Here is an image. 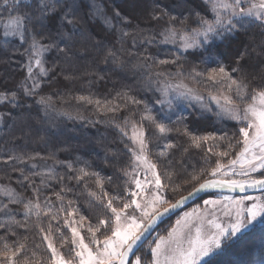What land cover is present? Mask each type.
<instances>
[{"label":"trees","instance_id":"obj_1","mask_svg":"<svg viewBox=\"0 0 264 264\" xmlns=\"http://www.w3.org/2000/svg\"><path fill=\"white\" fill-rule=\"evenodd\" d=\"M129 1L97 0L112 21V29L107 28L97 15H93L90 4L83 0L76 17L77 27H62L61 30L66 33L63 38L57 34L55 21L50 25V30L44 31L43 36H37L41 45L54 43L57 47L46 51V77L33 91V95H27L24 89H28L31 84L29 62L35 51L40 49L30 47L35 32L28 25L24 40L20 36L6 38L0 27V97H7L0 99V185L15 190V195L25 202L34 199L36 193L33 189L39 188L41 207H45L47 200L53 211L61 204L55 193L64 197L65 205L72 201V208L79 209L73 218L78 219L79 215L87 218L85 227L81 228L85 242L88 241L86 226L89 223L95 225L97 218L105 215L100 200L91 194L95 193L96 197L104 200L116 195L127 196L128 175L133 165L129 125L135 123L144 130L150 158L157 165L162 182L167 185L166 189L176 188L180 191H176L178 195L175 199L173 197L174 200L191 190L192 185L187 181L192 175L206 168H214L218 161L227 164L235 158L233 153L239 150L235 145L236 139L240 138L239 125H215L213 120L193 113L181 121L166 124L171 129V146L163 155H159L154 150L153 134L156 127L147 119L142 120L147 113L145 104L149 108L160 101L156 90L159 84L174 73L200 71L207 57L221 60L228 70L242 67L253 86L264 84V35L261 39L259 34L262 32L259 29L256 31L252 27L253 31L249 30L251 35L249 32L239 33L237 38L226 41V44L182 53L164 45L162 35L168 28L183 33L199 29V18H210L202 1L136 0L139 5L128 7ZM11 2L9 0V4ZM23 3L30 4L31 0H23ZM160 9L184 21L183 25L169 24L166 19H154L153 16H160ZM116 12L120 13L119 17L115 16ZM17 14L0 0V24ZM248 35L252 41L246 48L244 41L241 42ZM229 45H233L235 50L231 51ZM224 49L228 53L223 54L221 51ZM244 52L248 61L256 62L257 65L243 61L244 56L241 59V55ZM238 57L240 61L232 62ZM161 60L175 63L162 65ZM82 96L101 101V106L98 108L95 103L81 101L79 97ZM41 97L48 103H37ZM131 98L143 103L133 104ZM105 103L108 107H118V110H101ZM121 128L128 134L125 135ZM221 132L225 136L223 145L215 142L214 145H208L206 141H201L200 147H196L191 139L193 136H217ZM229 141L234 145L231 150L228 148ZM220 152H229V156L221 158L215 155ZM49 165L52 166L50 174L41 168ZM81 169L90 174L98 173L99 176L88 175L77 180ZM168 176H171V180L167 179ZM207 178L204 176L202 180ZM98 179L103 183V191L97 183ZM248 196H264V192ZM113 203L119 206L118 201L114 200ZM70 211L71 208H68L60 213L61 225ZM40 220L47 229L49 217L42 215ZM36 222L34 213L30 216L17 214L0 221V248L5 244L15 248L18 243H24L27 256L24 257L22 252L18 259L23 257L28 264H48L50 251L46 242L41 240ZM52 225L55 245L67 254V249L71 247L70 231L61 227L68 238V243L62 246L59 234L55 231L57 221H52ZM97 236L100 237L99 232ZM263 257L264 224L257 223L224 246L215 256L214 264H246L253 258L260 260Z\"/></svg>","mask_w":264,"mask_h":264},{"label":"snow or ice","instance_id":"obj_2","mask_svg":"<svg viewBox=\"0 0 264 264\" xmlns=\"http://www.w3.org/2000/svg\"><path fill=\"white\" fill-rule=\"evenodd\" d=\"M3 2L18 13L12 22L15 24L21 40L25 39L28 25H31L35 34L30 47L48 51L57 45L54 43L47 46L41 45L37 36H43L44 31L50 30V25L55 21L57 34L63 38L66 33L61 30L62 27L67 28L69 25L72 28L77 27L76 17L83 0H31L30 4H24L23 0H12L10 4L9 0H3ZM207 2L208 0H205L206 4ZM218 9L227 10L228 15L223 16ZM213 11L216 12L215 20L209 21L200 17L198 22L202 27L193 30L197 36H203L205 40H210L214 36H223L225 32L247 30L256 21L259 22L258 27L264 28V0H255L247 9L242 6V0H231V2L217 0V4L213 5ZM115 16L119 17L120 13L116 12ZM233 17L240 19L234 20ZM245 17L253 19L246 20ZM153 18L156 20L166 19L169 24L180 23L183 25L184 23L164 9H160V16H153ZM166 31L172 35L178 34L175 28H168ZM193 46L192 43L187 42L185 37L184 47ZM241 59H243V54ZM39 63L40 61H37V64ZM169 63H175V61H160L162 65ZM28 73L32 74L31 62H29ZM234 73L238 75L234 76ZM197 75H204V73ZM208 78L215 84H225L229 92L235 93V99L232 95H224L222 99L225 103L221 107L224 112L229 114L230 118L244 123V126L238 129L240 138L235 141L237 145L242 146L237 157L230 159L227 164L218 161L214 168H206L198 174L192 175L187 181L192 187L186 196L181 195L175 202L166 198L163 190L167 185L162 182L157 165L150 162L146 154L145 133L135 123L132 125L130 137L137 145V148L131 149L137 162L133 173L130 174L135 190L130 188L127 196L116 195L106 200L96 197L95 193L91 194L100 200L101 206L105 209V215L103 218L98 217L95 225L89 223L86 226L88 242H85V235L81 233V228L85 227L84 221L87 218L84 215H79L78 219L73 218L79 209L72 208V201H68L65 205L64 197L60 193H55L57 199L61 201L60 207L53 211L47 200L45 207H41L39 188L33 189L36 196L34 199H28L26 203L15 197V190H5V195L12 197V203H23L26 216L34 213L37 217L35 227L38 229L42 242H46V247L50 251L48 264H130V257L134 259L135 264H141V257L136 253L143 247L145 237L155 230L164 217L180 208L190 197L209 188H228L233 192L237 190L245 192L249 188L264 190V178H255L251 175L260 172L261 177H264V84L253 86L244 74L242 67H233L229 71L225 66L218 65L208 72ZM36 86L34 84L33 88ZM24 91L27 95L34 94L31 89L25 88ZM249 97L252 101L250 103L246 99ZM0 99H7V97L3 96ZM79 99L86 103H95L98 108L102 103L98 100L94 101L91 97L82 96ZM213 99L220 103L221 98L214 96ZM131 100L133 104L143 103L135 98H131ZM37 103L47 104L48 101L41 97ZM242 103L246 104L244 108L239 106ZM101 110L115 112L118 107H108L105 103ZM145 111L150 113L146 104ZM143 119L151 121L161 134L171 131L165 124L157 122L155 117L150 114L142 117ZM117 127L120 126L117 125ZM121 131L125 135L128 134L123 128ZM191 139L196 147H200L201 141L215 140L216 137L193 136ZM220 139L223 140L224 137H220ZM233 147L234 145L229 141V150ZM215 155L223 158L229 156V152L215 153ZM141 166H143L142 170L145 174L144 180H141L136 174V169H141ZM237 166H239L238 169ZM149 173L151 178H148ZM88 175L99 176L98 173L90 174L81 169L76 179L80 180ZM236 175L243 179L232 178ZM204 176L209 178L202 180ZM24 178L28 179L27 176ZM167 179L171 180V176H168ZM97 183L103 191V183L99 179ZM176 191V188H172L173 193ZM104 195L107 196V193ZM114 200L119 202V206L114 205ZM6 207L7 205H5ZM68 208H71V211L63 218L61 225L60 213L65 212ZM42 215L49 217L47 229L40 220ZM221 215L227 218V223L221 221ZM52 221H57L55 231L59 234L62 246L68 243V238L64 236L61 227L71 233V247L67 249V254L61 252L54 243ZM257 223L264 224V196L240 198L227 196L220 200H205L202 207L185 212L182 217L177 219L175 225L167 231L166 235H157L155 246L149 248L151 259L148 264H214L215 256L224 246L232 242L238 234L254 227ZM97 232L100 233V237L97 236ZM22 252L26 257L24 243H18L15 248L5 244L3 248H0V258H2L0 264H28V261L23 257L18 259ZM261 264H264V259L261 260Z\"/></svg>","mask_w":264,"mask_h":264},{"label":"rangeland","instance_id":"obj_3","mask_svg":"<svg viewBox=\"0 0 264 264\" xmlns=\"http://www.w3.org/2000/svg\"><path fill=\"white\" fill-rule=\"evenodd\" d=\"M86 1L90 4L91 9L94 13L93 15L94 16L97 15V17L102 19V21L104 22L107 28L112 29L113 23L110 20V18L106 16V14L104 13L103 7L100 4V2H97V0H86ZM200 1H202V3L208 9V12L210 14V18L208 20L209 21L215 20L216 12L213 11V5L217 4V0H208L207 4L205 3V0H200ZM228 2H231V0H228ZM253 2H255V0H242V6L245 9H247L248 7L251 6ZM127 5L128 7H136L137 5H139V3L136 0H133V1L130 0L129 2H127ZM218 10L223 16L228 15L227 10L225 9H218ZM13 18H9L8 20L0 24V27L3 30L2 33L4 37L6 38H14V37L20 36L15 24L12 22ZM233 19L235 20V19H240V18L233 17ZM244 19L252 20L253 18L245 17ZM258 24L259 22L256 21L254 24L250 25L246 31L244 29H241V30H238L232 33L225 32L223 36H214L210 40H205L203 36H197L193 30L191 32H186V33L177 31L178 34L176 35H172L171 33L165 30L164 34L162 35L163 36L162 40H163L164 45L170 46L184 53L188 50L192 51V50L200 49V48L207 49L209 46L212 47L216 44H226V41H229L233 38H237L239 33L249 32V30H252L254 27H255L254 30L257 31L259 29L262 32V34L259 32L260 33L259 36H261V39H262V36L264 35V28L258 27L257 26ZM201 27L202 25L200 26V28ZM249 35H251L250 32H249ZM249 35L246 38H243L241 42L243 43L244 41L243 45L246 48L247 46H250V43L252 41V38ZM185 37L187 38V42L192 43L194 45L193 47H190V48L184 47ZM262 40L264 41V38ZM230 46L231 45H229L228 47L229 49H231V51L235 50V47L233 45L231 47ZM221 52L223 54L228 53L225 51V49L224 51H221ZM45 53L46 51L42 49H38L37 51H35L34 56L32 60L30 61L31 68H32V74L29 75L31 79L30 80L31 84L28 87V89H31L32 91L36 90L39 87V85L42 83L43 78L46 77V69L44 65ZM246 53L248 55L249 53L248 50H246ZM243 56H244L243 61L246 60V63L250 62L248 61V57L246 58L245 52ZM207 58H208L207 62L205 63V65H203L200 71L189 70L188 72H185V73H181V72L174 73L169 77L167 81L159 84V86L156 87V90L159 92L158 94L160 97V101L157 102L156 105L148 108L150 109V113L147 112L146 116L150 114L151 116L155 117L157 122H160L166 125L168 123L170 124L172 122H175L176 120L181 121L186 116L196 113L197 115L201 117H207L208 120L209 119L213 120V123L215 122L214 123L215 125L220 124V123H224V125L232 123V124L239 125V127L244 126V123L230 118L229 114L224 112L221 107V105H224L225 103L222 97L224 95H232L233 98L235 99V93L229 92L225 84L223 83L215 84L213 81H211L208 78V72H210L211 69L216 68L218 65H222L226 67L225 63L216 58H210V57H207ZM227 58L231 59L230 57H227ZM238 58L239 59H234V60L232 59V62L235 63L237 60L240 61V57ZM37 61H40V63L37 64ZM250 63L253 65H257L256 62H250ZM198 73H204V75H197ZM233 75L237 76L238 74L234 73ZM34 84L37 85L35 88H33ZM190 89L191 91H189ZM214 96L221 98L220 103H217V101L213 99ZM246 99H247V102L249 103L252 102L250 97ZM239 106L241 108H244L246 104L242 103ZM1 124H2V120L0 117V125ZM132 125L133 124L128 126L129 128H131L130 137L132 135ZM166 127L168 128L169 125L168 126L166 125ZM224 133L223 132L218 133L217 136H213V135H209V136L204 135V136L216 137L215 140H212V139L206 140L208 145L209 144L214 145V142L217 144L223 145L224 141L221 140L220 137H225L223 136ZM153 136H154V148H155L154 150H156V152H158V154L161 155V153H164L165 151H167L168 148L171 146L170 141H169V132H167L166 134H161L159 130L156 128ZM145 140H146V134H145ZM130 142H131L132 149L137 148V145L133 142L132 139H130ZM235 145L238 146L240 150L242 145H237V144ZM148 149L149 147L147 145L146 154L150 162L154 163L152 159L150 158ZM239 150L233 153L235 155L234 156L235 158L237 157ZM132 163H133L132 170L128 175L127 186H128V189L131 188L132 190H135V185L131 183L132 175H130L131 173H133L136 163H137L135 161L134 155L132 157ZM41 168L44 172H48V173L52 172V166L50 165L47 167H41ZM142 168L143 166H141V169H136V174L141 180H144L145 174ZM238 168L239 166H237V169ZM251 175L255 178H264V177H261L260 172H255V173H252ZM148 178H151L150 173L148 175ZM232 178L243 179V177H240L239 175H236L235 177H232ZM5 190L11 191V188L0 185V209H3V211H0V221H4L5 219H8L13 215L25 214L23 210V203H12L11 202L12 197L5 195ZM163 192L166 198L171 199L173 202H175L174 199L178 195L176 192L175 194L172 192V190H167L166 188L163 190ZM227 196H231L233 198H239L232 194L209 193L205 195L202 199H200L198 202H193L189 206H187L185 209L181 210L170 221H166V223L163 224L161 227L158 226L154 230L150 239L147 241V244L145 245V247H143L140 253L137 254L138 256L141 257V264H148V261L151 259L149 248L150 246L152 247L155 246V240H156L157 235H166L167 231L170 230V228L175 225V221L179 219L180 217H182L185 212H191L195 208L202 207L203 202L205 200H220L222 197H227ZM15 197L17 199H21V197H17V195H15ZM248 203L250 204L251 202H248ZM5 205H7L6 208H5ZM220 219L222 222L227 223V218L223 217L222 215L220 216ZM262 259H264V257ZM262 259L258 260V259L253 258L252 261L246 264H261ZM130 264H135L134 259L130 261Z\"/></svg>","mask_w":264,"mask_h":264},{"label":"water","instance_id":"obj_4","mask_svg":"<svg viewBox=\"0 0 264 264\" xmlns=\"http://www.w3.org/2000/svg\"><path fill=\"white\" fill-rule=\"evenodd\" d=\"M264 192V190H261L259 188H249L247 189L245 192H240L239 190L233 192L230 191L228 188H209L206 189L200 193H198L197 195L190 197L183 205H181L180 208L176 209L174 212L169 213L166 217H164L162 219L161 222L158 223V225L156 226V228L164 221H166L167 219L171 218L172 216L176 215L177 213H179L181 210H183L184 208H186L187 206H189L191 203L195 202L197 199H199L200 197L204 196L205 194H209V193H222V194H232V195H237V196H248V195H255V194H260ZM186 196V195H185ZM155 228V229H156ZM154 231H152L150 234H148L144 241H143V245L150 239V237L152 236ZM130 261L132 260V257L129 258Z\"/></svg>","mask_w":264,"mask_h":264},{"label":"bare ground","instance_id":"obj_5","mask_svg":"<svg viewBox=\"0 0 264 264\" xmlns=\"http://www.w3.org/2000/svg\"><path fill=\"white\" fill-rule=\"evenodd\" d=\"M137 254V253H136ZM133 259V258H132Z\"/></svg>","mask_w":264,"mask_h":264}]
</instances>
